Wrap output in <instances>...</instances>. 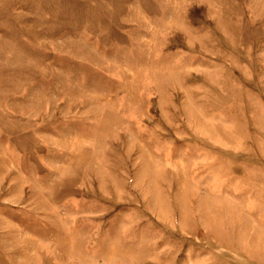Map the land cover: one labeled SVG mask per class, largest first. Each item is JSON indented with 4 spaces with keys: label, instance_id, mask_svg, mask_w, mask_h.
Segmentation results:
<instances>
[{
    "label": "rangeland",
    "instance_id": "obj_1",
    "mask_svg": "<svg viewBox=\"0 0 264 264\" xmlns=\"http://www.w3.org/2000/svg\"><path fill=\"white\" fill-rule=\"evenodd\" d=\"M0 264H264V0H0Z\"/></svg>",
    "mask_w": 264,
    "mask_h": 264
}]
</instances>
